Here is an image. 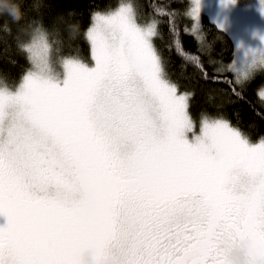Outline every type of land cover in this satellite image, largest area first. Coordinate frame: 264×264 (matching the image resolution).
<instances>
[{"label": "snow or ice", "instance_id": "1", "mask_svg": "<svg viewBox=\"0 0 264 264\" xmlns=\"http://www.w3.org/2000/svg\"><path fill=\"white\" fill-rule=\"evenodd\" d=\"M83 35L92 62L37 24L18 39L32 66L16 87L0 78V264H77L88 247L118 264H226L242 241L264 262V136L204 115L189 140L192 93L170 78L135 0L94 10ZM229 70L242 100L252 76Z\"/></svg>", "mask_w": 264, "mask_h": 264}, {"label": "trees", "instance_id": "2", "mask_svg": "<svg viewBox=\"0 0 264 264\" xmlns=\"http://www.w3.org/2000/svg\"><path fill=\"white\" fill-rule=\"evenodd\" d=\"M120 2L24 0L23 22L12 23L8 17L0 16V78L9 88L18 86L30 66L26 54L18 47V39L28 40L37 24L59 34L63 55L78 54L86 62H92L90 45L83 35L91 24V14L97 9L116 7ZM135 3L144 22L156 23L158 35L154 37V45L165 61L170 78L181 92L192 93L189 114L196 128L204 115L223 116L252 140L264 136V100L258 94L264 85V71L251 77L242 89L243 99L238 100L232 89L241 90V86L235 83L236 74L227 68L233 59L234 43L224 31L201 15L197 30L201 39L191 32L190 0H135ZM69 13L74 15L69 17ZM77 22L78 32L71 34L68 23ZM5 24L11 28L10 35L4 34Z\"/></svg>", "mask_w": 264, "mask_h": 264}, {"label": "rangeland", "instance_id": "3", "mask_svg": "<svg viewBox=\"0 0 264 264\" xmlns=\"http://www.w3.org/2000/svg\"><path fill=\"white\" fill-rule=\"evenodd\" d=\"M190 1L192 2L190 14L193 18L192 10L196 7L197 0ZM201 15H206L233 40L234 55L227 65L228 69L234 62L240 65L250 57L264 54V0H200L199 19L193 18L195 27L192 26L191 29L199 39L201 35L197 30L200 27ZM29 65L30 68L32 66L30 61ZM262 93H264V85L258 91L259 96L264 100ZM199 126L196 128L197 134L200 131ZM187 136L189 140L192 139V133H188ZM6 223V217L0 216V227L6 226Z\"/></svg>", "mask_w": 264, "mask_h": 264}, {"label": "clouds", "instance_id": "4", "mask_svg": "<svg viewBox=\"0 0 264 264\" xmlns=\"http://www.w3.org/2000/svg\"><path fill=\"white\" fill-rule=\"evenodd\" d=\"M24 0H0V16H6L12 23L20 24L25 19ZM4 25L3 27H6ZM33 67L35 64L33 63ZM51 75H56L62 71L57 64L50 65ZM239 70L237 73L241 82L253 76L258 71H264V54L250 57L240 65L236 64ZM192 126L188 133H192V142L202 136V129L196 133L195 121L190 116ZM186 133V135L188 134ZM226 264H264L259 260H254L247 241H242L234 246L226 247L225 249ZM77 264H118V259L115 252L108 248L104 251H99L95 248L88 247L82 249L77 257Z\"/></svg>", "mask_w": 264, "mask_h": 264}]
</instances>
